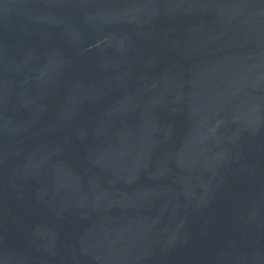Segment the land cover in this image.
I'll list each match as a JSON object with an SVG mask.
<instances>
[{
	"label": "water",
	"instance_id": "water-1",
	"mask_svg": "<svg viewBox=\"0 0 264 264\" xmlns=\"http://www.w3.org/2000/svg\"><path fill=\"white\" fill-rule=\"evenodd\" d=\"M0 264H264V0H0Z\"/></svg>",
	"mask_w": 264,
	"mask_h": 264
}]
</instances>
